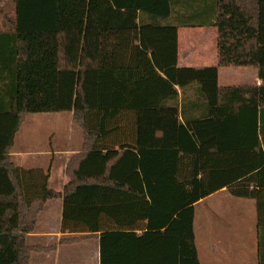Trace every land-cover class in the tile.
Listing matches in <instances>:
<instances>
[{"label":"trees","instance_id":"16d2710c","mask_svg":"<svg viewBox=\"0 0 264 264\" xmlns=\"http://www.w3.org/2000/svg\"><path fill=\"white\" fill-rule=\"evenodd\" d=\"M0 264L97 242L99 264H200L194 205L225 188L255 202L264 264V0H0ZM179 28H213L217 63L178 67ZM253 67L258 86L219 87ZM72 113L82 146L50 168L9 152L31 114ZM56 243L29 244L49 201Z\"/></svg>","mask_w":264,"mask_h":264},{"label":"crops","instance_id":"0c3cea01","mask_svg":"<svg viewBox=\"0 0 264 264\" xmlns=\"http://www.w3.org/2000/svg\"><path fill=\"white\" fill-rule=\"evenodd\" d=\"M185 29H187V31H184ZM2 31L3 27L2 22L0 21V32ZM207 32L212 37L211 43L213 46V52H211L209 56H205L203 54L204 48L196 50L194 42L192 43L191 39L188 37L192 34H205ZM185 36L187 37L186 39ZM215 43L216 31L213 28H179L177 31V66L205 67L215 65L217 63ZM208 63L209 65H207ZM239 68L240 69H229L220 73L218 76L219 87L225 88L260 85L261 81L257 77V70L255 68ZM219 82L224 83V85H220ZM229 82H236L238 84H227ZM17 133L15 134V138ZM15 138L9 154L16 167L21 169L42 170H46L49 167L51 177L53 166H56L59 163V168H61L60 172L64 175V167L68 158L73 154L72 151H16ZM47 156L48 159L51 157V160H49L50 162L48 160L46 163L42 162V159ZM65 183L66 182H63L60 188L53 190L60 191ZM49 188L52 189L50 186ZM49 202H47L46 205ZM232 222H237L238 224L231 227ZM59 226L60 220L56 226L46 225V227L41 229V231L38 229L37 225L36 232L29 235L28 240L37 244L40 243L44 246L52 245L62 236L68 235L62 234ZM193 233L197 257L200 264H215L216 261L220 260L228 261L225 263L230 264H243L247 263L246 261H251L249 263H256L258 235L256 207L253 200L234 198L225 188L211 194L203 200H200L194 205ZM82 244L85 245L83 250H87L89 248V255L85 251L88 255H86L87 260L93 257V264H99L97 242L87 241ZM59 248L60 247L58 246L54 253L47 255H53L52 257L55 258V255H58Z\"/></svg>","mask_w":264,"mask_h":264},{"label":"rangeland","instance_id":"374dc122","mask_svg":"<svg viewBox=\"0 0 264 264\" xmlns=\"http://www.w3.org/2000/svg\"><path fill=\"white\" fill-rule=\"evenodd\" d=\"M1 11L8 14L9 16L13 15V6L9 1H4L0 4ZM1 21V15H0ZM198 30V29H197ZM183 31V30H182ZM184 31H187L185 29ZM192 31V30H191ZM195 31V30H194ZM204 33V32H203ZM191 39V42H194L196 50L199 48H204V55L209 56L213 52V46L211 43L212 37L207 32L205 34H192L188 36ZM187 37L185 36V39ZM209 65V63L207 64ZM229 69H240L239 67H227L226 69H220V73L229 70ZM220 85L224 83L219 82ZM227 84H238L236 82H229ZM82 146V129L75 122L72 113H47V114H31L29 115L20 131L17 133L15 138V150H24L29 152H45L55 150L63 151L70 150L73 153H76L80 150ZM42 159V158H41ZM51 160V157L48 159L44 157L42 162ZM50 162V161H49ZM59 164V163H58ZM54 165L52 170V175L49 179V186L52 189L60 188L63 182H66V178L60 172V165ZM62 203L58 200H53L46 205L44 211L39 215L38 219V229L45 228L46 225L56 226L59 223L61 218ZM232 226H236L238 223H231ZM37 230V229H36ZM29 244H37L35 242H30ZM33 244V245H34ZM42 245V244H38ZM83 244H76L74 246H60L58 255H40L34 254L31 257L30 264H93V257L87 260L86 252L89 255V248L83 250ZM86 251V252H85ZM87 255V256H88ZM88 261V262H87ZM92 261V262H89ZM228 261L220 260L216 261L215 264H230L225 263ZM247 263L243 264H254L249 263L251 261H246ZM253 262V261H252Z\"/></svg>","mask_w":264,"mask_h":264}]
</instances>
